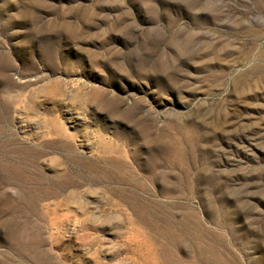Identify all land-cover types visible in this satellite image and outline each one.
<instances>
[{
    "label": "rangeland",
    "instance_id": "obj_1",
    "mask_svg": "<svg viewBox=\"0 0 264 264\" xmlns=\"http://www.w3.org/2000/svg\"><path fill=\"white\" fill-rule=\"evenodd\" d=\"M0 158V264H264V0H0Z\"/></svg>",
    "mask_w": 264,
    "mask_h": 264
},
{
    "label": "bare ground",
    "instance_id": "obj_2",
    "mask_svg": "<svg viewBox=\"0 0 264 264\" xmlns=\"http://www.w3.org/2000/svg\"><path fill=\"white\" fill-rule=\"evenodd\" d=\"M19 145V144H18ZM24 147V146H23ZM179 155V154H177ZM1 159V158H0ZM9 159V158H8ZM13 163H11L10 161L6 160L5 158H2L0 160V167L1 168H4L7 171H10V169L14 166L12 165ZM7 183L10 182V180H7L6 181ZM29 190V189H28ZM30 191V190H29ZM118 193V192H117ZM26 195H27V192L25 190H21V189H18V192H17V196L19 198L22 199V201H26ZM125 197V196H124ZM129 198H130V201H137L140 203V208L143 207V204H144V200H141L140 198H138L137 194H134V193H131L129 195ZM128 199V198H127ZM129 201V200H127ZM8 202V198L5 196V193L4 191H1L0 192V204L1 203H7ZM29 202V200H28ZM37 201H34V204L36 203ZM33 205V203H31V206ZM30 205L28 204V207ZM36 206V205H35ZM27 207V205H26ZM27 207V208H28ZM26 208V209H27ZM24 210V209H23ZM33 211V210H31ZM144 211V209H143ZM5 212V210L3 208L0 207V216L3 215V213ZM9 232H10V239L12 242H14V244H17V245H26V246H29V248L33 249V253L36 255V250L34 249L35 248V241H34V237H33V241L32 239H27L26 238V234H27V229L25 226H22V227H19L18 224L16 223L15 220H11L10 221V229H9ZM32 236V235H31ZM131 241V240H130ZM37 242V241H36ZM49 256V255H48ZM53 258V257H52ZM67 258V257H66ZM37 260V259H36Z\"/></svg>",
    "mask_w": 264,
    "mask_h": 264
}]
</instances>
